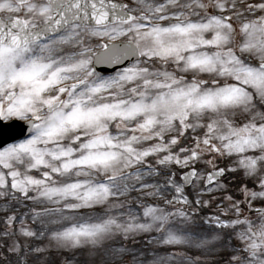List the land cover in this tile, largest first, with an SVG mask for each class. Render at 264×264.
Listing matches in <instances>:
<instances>
[{
  "label": "snow or ice",
  "instance_id": "6c2138e0",
  "mask_svg": "<svg viewBox=\"0 0 264 264\" xmlns=\"http://www.w3.org/2000/svg\"><path fill=\"white\" fill-rule=\"evenodd\" d=\"M0 264H264V0H0Z\"/></svg>",
  "mask_w": 264,
  "mask_h": 264
},
{
  "label": "water",
  "instance_id": "95a60500",
  "mask_svg": "<svg viewBox=\"0 0 264 264\" xmlns=\"http://www.w3.org/2000/svg\"><path fill=\"white\" fill-rule=\"evenodd\" d=\"M108 71H111V69H108ZM22 127L23 126L21 124H17L15 126L11 127V128H6L4 130V134H3L4 135V139L7 140V138L9 136H16L17 133H19V131L21 130Z\"/></svg>",
  "mask_w": 264,
  "mask_h": 264
},
{
  "label": "rangeland",
  "instance_id": "374dc122",
  "mask_svg": "<svg viewBox=\"0 0 264 264\" xmlns=\"http://www.w3.org/2000/svg\"><path fill=\"white\" fill-rule=\"evenodd\" d=\"M54 259H58L59 258V256L58 255H54V257H53Z\"/></svg>",
  "mask_w": 264,
  "mask_h": 264
}]
</instances>
